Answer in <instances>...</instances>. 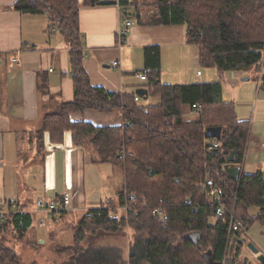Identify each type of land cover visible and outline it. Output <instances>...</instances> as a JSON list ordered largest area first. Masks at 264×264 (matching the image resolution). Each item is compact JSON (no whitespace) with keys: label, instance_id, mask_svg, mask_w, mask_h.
<instances>
[{"label":"trees","instance_id":"16d2710c","mask_svg":"<svg viewBox=\"0 0 264 264\" xmlns=\"http://www.w3.org/2000/svg\"><path fill=\"white\" fill-rule=\"evenodd\" d=\"M115 3L114 0H15L12 7L28 14L46 13L49 29L56 28L69 47L73 98L46 114L36 132L37 152L44 151L45 134L52 145H59L66 132L75 146L94 151V163L119 165L124 182L117 201L129 198L136 212L117 216L110 208L87 210L74 226L72 240L58 244L57 254L67 255L60 264H206L203 253L210 250L221 264H260L246 249V230L255 222L264 223V178L262 171L241 173L231 179L224 165L233 153L232 164L241 165L248 142L250 123L239 120L234 104L224 100L219 81L164 83L160 79V47L143 49L146 68L145 96L158 102L139 105L135 93L106 92L92 86L83 65L79 31L81 5ZM121 5H130L128 0ZM150 25H184L186 41L198 46L199 65L224 72L247 73L254 70L259 79L264 70V0H155ZM131 16L141 18L135 13ZM146 23V22H145ZM264 75V74H263ZM264 85V76L259 79ZM190 105L194 115L182 117L181 107ZM119 109L121 124L96 125L90 121H72L69 115L95 109L109 113ZM209 126L221 127L215 152L205 149ZM124 152L123 159L119 154ZM209 173L212 184L220 187L227 210L243 224L228 240L229 215L214 216V204L207 202L197 183ZM142 199L146 205H142ZM161 199L165 215L153 216L151 210ZM21 207V205H20ZM258 212L251 214V208ZM60 216V219L65 217ZM34 217L30 213H11L0 222V233L15 230L19 237L27 233ZM2 231V232H1ZM131 232L127 260L117 245L95 244L93 239ZM199 231L196 245L183 236ZM235 238L231 252L229 247ZM229 244L227 246V242ZM85 242L86 245H82ZM251 256V257H250ZM0 264H20L16 251L0 239Z\"/></svg>","mask_w":264,"mask_h":264},{"label":"crops","instance_id":"0c3cea01","mask_svg":"<svg viewBox=\"0 0 264 264\" xmlns=\"http://www.w3.org/2000/svg\"><path fill=\"white\" fill-rule=\"evenodd\" d=\"M128 1L130 5H125L129 13L128 19L134 24L127 29L122 40L118 35L121 17L117 4L80 6L79 31L83 65L92 86L116 93H135L137 88H145V80L138 78L137 74L146 73L143 49L151 44L160 47L159 66L162 82L177 84L217 81L214 72L206 70L201 72L198 69L201 68L198 46L187 43L186 27L183 24H147L150 15L145 18L137 1ZM14 2L15 0H0V167H3V162L8 158L7 151L15 149L19 137L28 136L32 139L29 135L40 129L37 127L42 124L44 116L57 110L62 101H70L73 98L69 47L63 36L56 28H48L50 23L46 13L32 15L21 13L12 7ZM131 13H137L141 18L131 16ZM15 56L19 59L18 65L11 61ZM113 61H118V67L112 66ZM246 74L238 71L224 72L220 77L222 82L219 81L222 90L225 82L234 88L238 76L241 80L244 77L250 79L251 76ZM256 81L258 84L255 102H261V110L264 111V91H261L264 85L259 79ZM135 96L140 97L136 93ZM148 97L150 96H145L146 99ZM239 99L250 102L252 97H238L236 100L231 97L226 101L232 102L234 108L238 110L236 104ZM181 112L185 120H190L194 113L188 104L181 107ZM69 118L72 121H90L96 125L122 123V115L118 108L109 113L87 109L73 112ZM238 119L251 123V119L241 117ZM46 136L45 134V143L48 145ZM251 140L255 141L259 150L263 149L264 142L259 143L252 133L248 137V142ZM32 141L34 143L33 139ZM49 144L51 145L50 142ZM68 145L71 149L72 142L70 141ZM244 160L245 155L241 173ZM256 164L251 163L253 172L262 171L264 178V168H258ZM17 202L27 213L34 215L32 227L35 226L34 210ZM96 204L87 207L85 212L97 208ZM258 253L262 254L261 251Z\"/></svg>","mask_w":264,"mask_h":264},{"label":"rangeland","instance_id":"374dc122","mask_svg":"<svg viewBox=\"0 0 264 264\" xmlns=\"http://www.w3.org/2000/svg\"><path fill=\"white\" fill-rule=\"evenodd\" d=\"M132 1H137V4L141 6L140 12L142 11L145 18L155 12V0ZM198 69L201 72L205 70L210 73L214 72L215 80H222L215 68L198 67ZM247 74L251 78L241 80L238 76L234 88L228 82L223 83L225 91H222V96L224 100L231 97L235 100L238 97H252L250 102H243L239 99L236 104L239 109H235V112H237V117L251 119L249 132L261 143L264 142V111L261 110V102H255L258 73L250 70ZM261 91L264 89L261 88ZM157 102V97L147 99L141 97L138 104L145 106ZM41 126L40 123L37 128ZM29 136L34 143L28 136H21L18 142L16 141L15 149L7 151L8 158L3 162V167H0V198L6 201L10 199L19 201L35 211L37 199L56 200L67 192L71 198V207L63 219L58 218L55 222L49 220L45 228L39 229L37 226H31L22 237H19L17 231L6 229L0 233V239L16 251L20 264H60L68 257L57 254L54 251L56 246L71 242L74 226L81 219L87 207H92L97 202L100 203L101 198L117 201L118 192L122 189L124 182L123 170L119 165L94 163L92 160L94 151L87 146L80 147L72 143L70 149L68 143L72 142V139L69 131L65 133L62 144L53 146L49 142L48 145L45 143V152L36 150V133ZM55 146L57 148H54ZM246 147L242 172H253V165H251L253 162L257 163L258 168H264V150H259L255 141L252 140ZM257 212L256 207L250 210L251 214ZM123 213L119 209H114L112 214L122 216ZM38 216L39 214L36 213L35 218ZM244 236L247 242L252 243L264 255V223L255 222L246 230ZM130 239L131 232L126 231L124 235L96 238L93 241L99 245L119 246L126 261ZM82 245L86 243L82 242ZM244 250L243 253L248 258L249 253L256 259L250 249L246 247ZM250 264H256V262L253 263L251 260Z\"/></svg>","mask_w":264,"mask_h":264},{"label":"built area","instance_id":"2783aa9c","mask_svg":"<svg viewBox=\"0 0 264 264\" xmlns=\"http://www.w3.org/2000/svg\"><path fill=\"white\" fill-rule=\"evenodd\" d=\"M115 4H117L120 8V17H121V26L118 28V35L120 36L121 40L122 37L126 34L127 29L134 24V22L130 19H128V12L126 11V7L121 5V1L125 0H114ZM14 65H18L19 59L17 56L13 57L12 60ZM261 62H264V53L262 56ZM113 67H118V61H113L112 62ZM264 74L263 68H261L259 72V79H261ZM137 77L140 78L141 80L146 79V73H138ZM135 100L138 99V96H135ZM205 149L208 151L214 150V148H217L219 146V141L216 140L215 138H211L210 140L205 141ZM262 147L264 149V144H262ZM125 156V153L122 152L119 154V158L123 159ZM197 186L199 190L207 196V202H211L214 204V216L215 218H221L227 214L229 215V227H228V240L230 238L231 233L242 230L244 227L242 222L239 220H236L234 217V209L232 210H227L225 208V204L221 200V195H220V187L215 186L212 184V180L210 177L209 173H206L204 178L201 179L198 183ZM109 200L105 198L100 199V203L97 202V208L103 207V208H110L112 210L114 209H119L123 211L124 215H127L129 213H134L136 212V204L130 203L129 198L125 199L124 203L122 205H114V206H109ZM142 205H146V201L142 199ZM162 201L161 199L158 200V205H156L152 210L151 214L153 216H157L161 219L164 218L165 211L164 208L162 207ZM36 209L34 213H38L39 216L35 218V226L38 228H45L47 226V222L50 221H58L57 219L60 218V216L70 210V205H71V198L69 193L65 192L63 193L58 199L53 200H42V199H37L35 201ZM27 213V211L20 207V204L16 200H4L0 198V222H3L7 219L8 215L11 213ZM230 241V240H229ZM229 241L227 242V246L229 244ZM229 247V246H228ZM255 255V254H253ZM257 255H255V258Z\"/></svg>","mask_w":264,"mask_h":264},{"label":"water","instance_id":"95a60500","mask_svg":"<svg viewBox=\"0 0 264 264\" xmlns=\"http://www.w3.org/2000/svg\"><path fill=\"white\" fill-rule=\"evenodd\" d=\"M243 80H248V77H244ZM135 93L137 95H139L140 97H143L145 98V95L144 93H146V90L145 88H142V87H139L136 89ZM205 136L208 137V138H215L216 140H220L221 138V127L220 126H209L206 128L205 130ZM215 148L214 150L212 151L213 153L215 152ZM233 160V153H231L229 156H228V163H226L224 165V170L226 171V173L228 174V176L231 178V179H234V180H239L240 178V175H241V165L237 164H232ZM160 221H163V219H161ZM184 239L186 240H190V242H192L193 244H197L198 242H200V238H201V234L199 231H190L189 233L185 234L183 236ZM234 242H235V238L232 239V242H231V245L229 247V252L232 251L233 249V246H234ZM242 242L245 243L246 242V247L248 249H250V251L257 255L256 259L257 261L260 263V264H264V255L263 254H260L258 253V248L255 247L252 243H249L245 240V238L242 239ZM203 257H204V260H205V263L206 264H221L219 261H216L214 260V257H213V254L210 250H206L204 251L203 253Z\"/></svg>","mask_w":264,"mask_h":264}]
</instances>
